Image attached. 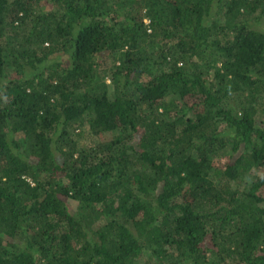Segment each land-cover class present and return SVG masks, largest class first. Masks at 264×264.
<instances>
[{"label":"trees","instance_id":"16d2710c","mask_svg":"<svg viewBox=\"0 0 264 264\" xmlns=\"http://www.w3.org/2000/svg\"><path fill=\"white\" fill-rule=\"evenodd\" d=\"M262 22L0 0V264H264Z\"/></svg>","mask_w":264,"mask_h":264},{"label":"rangeland","instance_id":"374dc122","mask_svg":"<svg viewBox=\"0 0 264 264\" xmlns=\"http://www.w3.org/2000/svg\"><path fill=\"white\" fill-rule=\"evenodd\" d=\"M264 26V22H262L261 23V27H263ZM106 73V72H105ZM102 75H103V78L106 80V82H109V78H108V76H106V74H103L102 73ZM143 80V77H140V78H138V80L137 81H142ZM87 135V134H86ZM85 135V136H86ZM224 151H226V152H224V154L223 153H220V154H218V156H215L213 159L215 160V161H217V162H220V161H223L224 160V158L228 155V153L230 152V147L228 146V147H226V148H224ZM228 151V152H227ZM223 156H225L224 158H222ZM220 158H222V159H220ZM262 173L261 172H256L255 173V175H261ZM242 185H247L246 183H245V181L244 180H242ZM66 201V203H67V205L69 206V208H75L76 207V202H74V201H72V200H70V199H66L65 200ZM176 257V256H175ZM175 258L174 257H172V259H171V263L174 261L175 262Z\"/></svg>","mask_w":264,"mask_h":264}]
</instances>
